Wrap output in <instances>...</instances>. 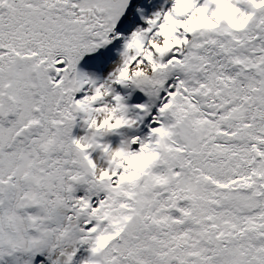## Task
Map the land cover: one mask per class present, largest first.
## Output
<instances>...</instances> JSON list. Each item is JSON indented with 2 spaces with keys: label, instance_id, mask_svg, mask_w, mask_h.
<instances>
[{
  "label": "snow or ice",
  "instance_id": "1",
  "mask_svg": "<svg viewBox=\"0 0 264 264\" xmlns=\"http://www.w3.org/2000/svg\"><path fill=\"white\" fill-rule=\"evenodd\" d=\"M0 264H264V0H0Z\"/></svg>",
  "mask_w": 264,
  "mask_h": 264
}]
</instances>
